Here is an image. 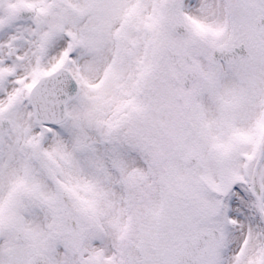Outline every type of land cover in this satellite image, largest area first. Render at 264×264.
<instances>
[{"label":"snow or ice","instance_id":"obj_1","mask_svg":"<svg viewBox=\"0 0 264 264\" xmlns=\"http://www.w3.org/2000/svg\"><path fill=\"white\" fill-rule=\"evenodd\" d=\"M0 264H264V0H0Z\"/></svg>","mask_w":264,"mask_h":264}]
</instances>
